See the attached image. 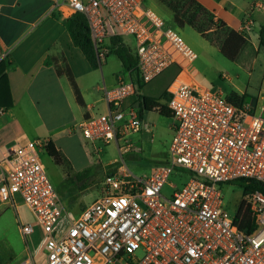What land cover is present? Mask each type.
<instances>
[{"label":"built area","instance_id":"1","mask_svg":"<svg viewBox=\"0 0 264 264\" xmlns=\"http://www.w3.org/2000/svg\"><path fill=\"white\" fill-rule=\"evenodd\" d=\"M55 5L67 7L71 16H86L101 63L112 38L135 42L134 50L126 46L135 67L102 88L108 111L87 116L73 129L92 145L116 143L121 156L133 152L128 137L152 132L140 114L144 87L176 68L163 103L173 116L174 136L169 158L149 174H134L124 161L111 164L99 185L101 195L77 215L42 162L47 141L6 148L0 205L16 209L22 202L44 234L32 252L28 239L35 229L19 220L29 251L19 264H264V192L247 197L255 223L247 233L224 209L221 190L243 179L264 186V92L237 106L201 86L189 69L198 54L145 0H55ZM254 26L248 19L239 33L251 38ZM172 176L180 186L171 183ZM168 186L170 196L164 194Z\"/></svg>","mask_w":264,"mask_h":264},{"label":"crops","instance_id":"2","mask_svg":"<svg viewBox=\"0 0 264 264\" xmlns=\"http://www.w3.org/2000/svg\"><path fill=\"white\" fill-rule=\"evenodd\" d=\"M195 1L214 15L215 21H223L233 31L240 32L244 21L252 19L255 26L246 49L251 46L255 51L264 50L259 43L264 0ZM70 17L69 9L56 6L55 0H0V63L6 58L10 62L6 74L14 102L12 108L0 109V159L6 148L34 140H51L59 150V144L72 138V127L91 114L108 111L102 88L114 86L121 73L110 76L103 65L101 74L92 69L72 42L66 27ZM50 56L65 58L85 106L77 102L68 78L58 76L53 66L45 65ZM258 88L237 94L256 101L264 92V80ZM113 163L117 160L107 167Z\"/></svg>","mask_w":264,"mask_h":264},{"label":"rangeland","instance_id":"3","mask_svg":"<svg viewBox=\"0 0 264 264\" xmlns=\"http://www.w3.org/2000/svg\"><path fill=\"white\" fill-rule=\"evenodd\" d=\"M145 2L147 7L161 16L169 26L178 30L196 51L198 59L189 69L201 86L221 92L224 96L245 92L253 87L259 89V85L264 80V50L255 51L249 46L237 61H230L223 55V43L226 41L224 33L210 31L209 36L203 38L190 27L178 29L174 25L172 13L164 4L158 0H145ZM123 41L127 47L135 49V42L132 38L124 37ZM111 48L107 47L106 61L108 63H104L103 68L110 76H114L117 72L123 74V65L119 58L111 52ZM100 68L98 70L101 74ZM177 74L176 68L165 72L146 85L143 94L149 97L155 96L154 98L160 99L161 102L165 98L168 85ZM97 78L99 83H102L101 75L98 74ZM143 115L144 122L151 125L152 132L149 133L144 129L141 133L128 137V142L133 145V152L128 155L121 156L116 143L105 146L97 142L92 145L78 129H73V127L70 133L73 134L72 138L65 139L64 144H59L61 147L59 150H64L63 153L61 152L64 159L63 166H58L46 152L41 154L45 169L57 190L67 175H74L92 167V178L87 181L89 185L79 192V200L71 208L76 215L101 195L99 185L105 177V169L109 163L115 160L120 163L124 161L134 174L146 175L151 173L155 166L169 158V149L174 136V119L161 116L156 111L145 112ZM116 166H120L119 163ZM113 168L109 166L106 171L109 172ZM184 177V179H189V172L186 171ZM171 183L180 186L176 176H172ZM221 190L224 209L234 216L243 199V191L233 184H223ZM172 191L173 189L168 186L164 189V194L170 196ZM19 220L24 224L32 225L35 229L28 239L32 252H37L43 239L42 228L25 204L21 202L16 209L0 205V264H19L29 254L26 242L20 233Z\"/></svg>","mask_w":264,"mask_h":264},{"label":"trees","instance_id":"4","mask_svg":"<svg viewBox=\"0 0 264 264\" xmlns=\"http://www.w3.org/2000/svg\"><path fill=\"white\" fill-rule=\"evenodd\" d=\"M164 4L173 15V22L178 29H184L190 27L199 33L203 38L209 36L210 31L224 33L226 41L223 43V55L230 61H237L242 53L245 51L249 42L244 36L237 32L230 30L227 25L221 21H215L214 15L208 12L202 5L195 0H158ZM66 27L72 39L75 47L79 48L84 54L85 58L89 62L90 66L94 70H98L101 63L98 60L96 50L94 48L91 32L88 20L84 14L77 13L72 15L66 21ZM259 43L264 49V25L261 26L259 31ZM110 50L121 61L125 70H131L135 67L136 62L122 39L112 38L110 40ZM10 62L7 58L0 63V109H10L13 107L14 102L10 93L9 80L6 74V70L9 67ZM46 66H53L58 76H65L70 82L76 100L81 106H85L82 98V93L78 87L76 79L69 65L66 64L64 57H47L45 60ZM167 99V93L165 92V98ZM231 103L237 106H242L246 102H255V99L248 95H238L232 93L228 96ZM140 114L145 112L156 111L161 116L173 118L171 112L167 106L160 102V99L153 97L142 96L140 102ZM46 153L58 166L64 165V159L62 153L56 148L53 141H47ZM164 163V162H163ZM92 167H88L74 175H67L62 181L58 192L66 204L71 209L79 200V192L89 185V180L92 178ZM240 187L243 191V199L240 202L238 209L234 215L235 223L239 226L241 231L251 233L255 229V223L252 216L250 206L247 203V197L256 191L264 192V186L262 183L255 180H239L231 183Z\"/></svg>","mask_w":264,"mask_h":264}]
</instances>
